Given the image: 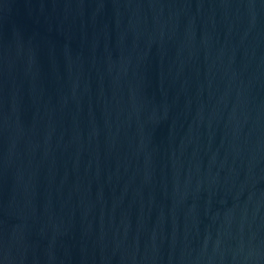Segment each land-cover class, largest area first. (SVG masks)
<instances>
[{
  "label": "water",
  "instance_id": "water-1",
  "mask_svg": "<svg viewBox=\"0 0 264 264\" xmlns=\"http://www.w3.org/2000/svg\"><path fill=\"white\" fill-rule=\"evenodd\" d=\"M0 264H264V0H0Z\"/></svg>",
  "mask_w": 264,
  "mask_h": 264
}]
</instances>
